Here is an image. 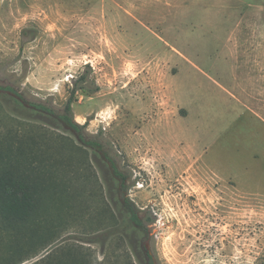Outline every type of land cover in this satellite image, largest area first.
Wrapping results in <instances>:
<instances>
[{
    "label": "rangeland",
    "instance_id": "374dc122",
    "mask_svg": "<svg viewBox=\"0 0 264 264\" xmlns=\"http://www.w3.org/2000/svg\"><path fill=\"white\" fill-rule=\"evenodd\" d=\"M85 72L72 118L129 176L156 264H264V0H0V88L21 97L0 90V169L37 197L0 264H143L107 235L106 163L54 118Z\"/></svg>",
    "mask_w": 264,
    "mask_h": 264
},
{
    "label": "trees",
    "instance_id": "16d2710c",
    "mask_svg": "<svg viewBox=\"0 0 264 264\" xmlns=\"http://www.w3.org/2000/svg\"><path fill=\"white\" fill-rule=\"evenodd\" d=\"M88 81V73L86 72L78 77L72 85L61 113L56 114L54 118L61 128L72 132L83 147L89 149L94 156H101L102 161L107 164L112 182V187L108 188V197L110 201L116 203L120 215V223L117 220L118 226L111 233L108 232L107 235L128 233L134 225L141 236L147 237L149 233L147 222L149 219L145 215L137 218V209L127 197L129 176L119 170L108 151L104 150V146L96 138L85 137L82 134L83 126L75 123L72 118V105L76 101L77 93L92 92L88 86ZM1 89L21 99L11 88ZM29 106L43 115L53 114L51 109L43 104L38 103ZM36 210L37 197L34 187L23 178L18 177L14 171L6 168L0 169V226L6 231L9 229V231H16L20 227L28 226ZM104 236L101 234L93 237ZM95 239L83 241V243H96Z\"/></svg>",
    "mask_w": 264,
    "mask_h": 264
},
{
    "label": "flooded vegetation",
    "instance_id": "af4514ba",
    "mask_svg": "<svg viewBox=\"0 0 264 264\" xmlns=\"http://www.w3.org/2000/svg\"><path fill=\"white\" fill-rule=\"evenodd\" d=\"M107 166V164H106ZM120 170V169H119ZM143 213L137 210V218H140ZM137 227L133 225V229H131L132 234V249L136 254H140L142 256L143 264H156L154 256L150 250L149 246V233L147 237L141 236L136 230Z\"/></svg>",
    "mask_w": 264,
    "mask_h": 264
}]
</instances>
